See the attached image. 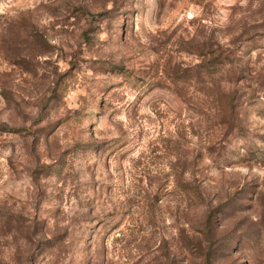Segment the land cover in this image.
Instances as JSON below:
<instances>
[{"label":"rangeland","instance_id":"obj_1","mask_svg":"<svg viewBox=\"0 0 264 264\" xmlns=\"http://www.w3.org/2000/svg\"><path fill=\"white\" fill-rule=\"evenodd\" d=\"M0 264H264V0H0Z\"/></svg>","mask_w":264,"mask_h":264},{"label":"trees","instance_id":"obj_2","mask_svg":"<svg viewBox=\"0 0 264 264\" xmlns=\"http://www.w3.org/2000/svg\"><path fill=\"white\" fill-rule=\"evenodd\" d=\"M0 130H2V131H9L8 130V127H6V126H0ZM10 216H13L12 213H9V212H1L0 213V220H3L5 218H9Z\"/></svg>","mask_w":264,"mask_h":264}]
</instances>
